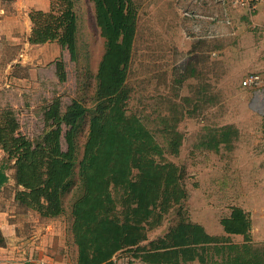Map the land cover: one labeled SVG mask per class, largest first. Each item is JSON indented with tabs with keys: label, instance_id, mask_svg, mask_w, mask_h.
Returning a JSON list of instances; mask_svg holds the SVG:
<instances>
[{
	"label": "rangeland",
	"instance_id": "1",
	"mask_svg": "<svg viewBox=\"0 0 264 264\" xmlns=\"http://www.w3.org/2000/svg\"><path fill=\"white\" fill-rule=\"evenodd\" d=\"M51 1L0 0V116L12 112L19 123L18 136L33 141L47 129L45 113L51 104L59 102L63 111L73 99L92 104L95 74L105 52L92 0H75L80 46L77 61L57 41L30 42V13L49 11ZM134 2L137 29L124 105L150 128L163 146L165 158L185 168L183 182L188 193L143 244L163 235L182 215L203 224L212 234H226L221 220L238 203V179L248 171L251 178H259L260 169L264 171V166L229 161L241 143L242 127L247 128L242 134L246 141L252 128H264V91L257 88L262 83H243L251 73H258L264 81V20L234 0ZM256 88L260 99L255 96L253 100ZM247 111L254 117H248ZM87 132L85 123L78 138L79 158ZM222 136L226 142L216 151L212 144ZM63 147H67L65 139ZM4 156L0 146V165ZM14 171L7 170L10 179L0 186V264L50 252L71 257L75 247L78 251L71 231L75 193L66 196L64 214L43 217L15 200ZM261 194L251 195L253 205L247 212L254 217V242L264 246ZM231 238L243 241L242 235ZM131 258L129 251H123L116 260L128 264ZM135 264L141 263L136 260Z\"/></svg>",
	"mask_w": 264,
	"mask_h": 264
},
{
	"label": "trees",
	"instance_id": "2",
	"mask_svg": "<svg viewBox=\"0 0 264 264\" xmlns=\"http://www.w3.org/2000/svg\"><path fill=\"white\" fill-rule=\"evenodd\" d=\"M92 1L105 38L92 104L73 99L65 111L59 102L51 104L45 113L47 129L35 141L18 136L12 112L0 116L5 153L0 186L10 179L7 170L14 169L15 200L50 218L64 214L66 196L75 193L71 231L77 264H118L116 257L123 251L131 253L128 264H264V246L253 241L251 216L239 206L221 220L226 234H212L182 215L163 235L143 244L187 199L186 170L165 158L150 128L124 105L137 29L134 0ZM30 17V42L57 41L78 60L75 0H52L49 11L33 10ZM59 68L64 69L62 63ZM85 123L88 132L79 158L78 138ZM221 139L212 148L226 142ZM233 234L242 235L243 241L234 242Z\"/></svg>",
	"mask_w": 264,
	"mask_h": 264
},
{
	"label": "crops",
	"instance_id": "3",
	"mask_svg": "<svg viewBox=\"0 0 264 264\" xmlns=\"http://www.w3.org/2000/svg\"><path fill=\"white\" fill-rule=\"evenodd\" d=\"M254 17L260 18V20H264V7H261L260 11L257 14H254ZM263 82H261L262 84L260 83L261 85L259 84L262 87H257V88L258 89L261 88L264 91ZM257 88L254 90L256 94L252 95L253 100L255 96H257V98L260 99V96L257 94V91H258ZM246 114L248 115V117L249 116L254 117V115H252L253 113L250 111H247ZM246 130L247 128L242 127L241 128L242 134L246 133ZM242 134H241V143H238V145H236L237 147L235 146L236 150L233 153L234 157L230 159L229 161L233 160L234 164H237L240 166H243V165L245 166L248 165V167L264 166V128H258L257 130L252 128L251 132L247 133L248 141L244 139V135L242 136ZM231 147L227 148L229 149V152L231 151L230 149H232ZM220 150H221V146L219 145V148L216 149V151H220ZM243 175L240 176V178L238 179V186H237L238 194H240V198L237 200L238 203L234 202L236 204H233V206H239L249 212L251 211L249 208H251V206L253 205V203L251 202L252 200H250L252 199L251 195L257 196V194L262 193L261 196L264 198V171L260 169L259 178H251L252 177L251 171H248L246 172V174H243ZM262 175H263V178H262ZM249 178H251V180L247 182V179ZM226 179H229V174L226 176ZM244 182L246 183V185H244L243 187L241 184H244ZM245 188H247V190H245ZM251 222H252L251 235L253 238V233L255 231V228H254L255 222H254V217L252 216H251ZM253 241H254V238H253ZM8 263L9 264H77V251L75 247V254H73L71 257L68 255L58 256L54 252H50L48 255L45 254L38 258L32 257V259H26L24 261L12 260V261H9Z\"/></svg>",
	"mask_w": 264,
	"mask_h": 264
},
{
	"label": "built area",
	"instance_id": "4",
	"mask_svg": "<svg viewBox=\"0 0 264 264\" xmlns=\"http://www.w3.org/2000/svg\"><path fill=\"white\" fill-rule=\"evenodd\" d=\"M234 2L240 7L247 9L251 14H257L261 7H264V0H234ZM262 80V76L258 73H251L245 78L243 83L246 86H257Z\"/></svg>",
	"mask_w": 264,
	"mask_h": 264
}]
</instances>
